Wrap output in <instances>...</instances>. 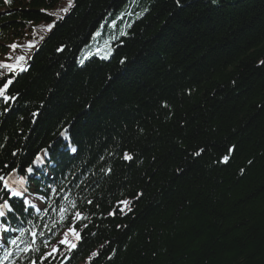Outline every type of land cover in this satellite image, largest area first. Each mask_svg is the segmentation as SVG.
Returning <instances> with one entry per match:
<instances>
[{
    "label": "trees",
    "instance_id": "obj_1",
    "mask_svg": "<svg viewBox=\"0 0 264 264\" xmlns=\"http://www.w3.org/2000/svg\"><path fill=\"white\" fill-rule=\"evenodd\" d=\"M68 3L0 0L4 61L26 56L0 102V168L28 188L12 264H264V0ZM103 29L111 55L79 62ZM70 226L77 248L41 260Z\"/></svg>",
    "mask_w": 264,
    "mask_h": 264
},
{
    "label": "snow or ice",
    "instance_id": "obj_2",
    "mask_svg": "<svg viewBox=\"0 0 264 264\" xmlns=\"http://www.w3.org/2000/svg\"><path fill=\"white\" fill-rule=\"evenodd\" d=\"M4 3L6 4H11L12 0H4ZM72 7V0H69V3L66 7L60 9V12L67 13L69 9ZM53 15V14H49ZM62 18V17H61ZM54 24H50L46 26L47 31H51V29L54 27ZM99 35V33L97 34ZM44 37L40 36V40H43ZM9 47L15 52V50L18 47H24L23 45H17V44H12L9 45ZM27 47L29 49L35 47V42H29ZM63 49H58V51H62ZM6 61L10 60H15L14 63H9V62H3L0 61V69H5L6 71H0V102H2L4 105H10L11 102H14L18 99V94H9V88L13 84V80L15 78V74H18L19 72L25 71V67L23 66V62H26V56L24 55H18L13 57L12 54L10 53L6 58ZM83 63V61H81ZM166 106V105H165ZM9 107H5L4 111L7 112L9 111ZM33 115H36L35 113ZM43 155H37L35 159L32 161V164L28 165L27 168L24 170L28 174H34L36 169L33 167V165H40L44 162V160L48 157V152L47 149L42 150ZM73 152L76 151L75 148L72 149ZM203 149H200L195 153V155L199 156L203 152ZM229 151H233V149H229ZM13 155H16V153H13ZM123 159L124 160H132L133 157L129 155L128 153L123 154ZM223 161L225 163L228 162L229 156L225 155L223 158ZM21 169L19 168H11L9 165L5 164L3 168H0V221H3L4 224L8 223V216L10 214H14L17 209L11 202L12 199L14 198H20L21 205H26L28 204V200L24 199L26 193L28 192V188L26 187V177L21 173ZM108 172H111V169L107 170ZM89 204L92 203L91 200L88 201ZM120 205L127 206V201H119L118 202ZM72 207L75 208L76 204L75 202H72ZM98 207V205H97ZM7 210V211H6ZM121 209L117 208L116 210L110 211L109 215H115L116 211H120ZM66 209H61V217H60V224H64L65 222V213ZM15 218V217H13ZM73 220H86L87 217L84 216L81 212L76 211L73 213ZM84 227H87V225H83ZM9 229L5 227L4 231L7 233ZM33 237V245L35 243V240L38 236H42L43 233L38 232V231H32L31 233ZM69 236L73 237V239H70ZM81 239L80 232L76 230L74 226L68 227V230L64 232L63 236L61 239L57 241L55 245H51V250L48 251L47 253H44L41 256V260H48L49 258L55 259L60 251H61V246H63L67 251H71L73 249L77 248V245ZM3 244L5 246V251H4V260H8L12 255L13 252L11 251L10 248H8L9 240L7 238L3 239ZM10 244L15 246L17 245V238H12L10 240ZM45 247H48L49 244L47 241H44ZM25 252H38L40 251L39 248L34 247V246H28L23 249ZM94 256L98 255V253H93ZM0 264H3L2 261H0ZM31 264H38L37 260H32Z\"/></svg>",
    "mask_w": 264,
    "mask_h": 264
},
{
    "label": "rangeland",
    "instance_id": "obj_3",
    "mask_svg": "<svg viewBox=\"0 0 264 264\" xmlns=\"http://www.w3.org/2000/svg\"><path fill=\"white\" fill-rule=\"evenodd\" d=\"M99 33V35H97ZM96 39L94 38L90 43L86 44L83 49L79 52L78 61H84L92 52L97 54L102 58H108L112 52V43L111 41L116 39V36L113 33H105L103 31H97L95 34ZM97 43V44H96ZM0 57V61H1Z\"/></svg>",
    "mask_w": 264,
    "mask_h": 264
},
{
    "label": "bare ground",
    "instance_id": "obj_4",
    "mask_svg": "<svg viewBox=\"0 0 264 264\" xmlns=\"http://www.w3.org/2000/svg\"><path fill=\"white\" fill-rule=\"evenodd\" d=\"M67 261V260H66Z\"/></svg>",
    "mask_w": 264,
    "mask_h": 264
}]
</instances>
